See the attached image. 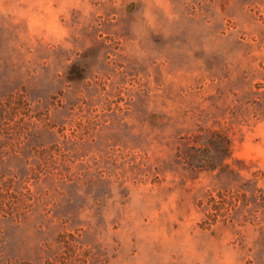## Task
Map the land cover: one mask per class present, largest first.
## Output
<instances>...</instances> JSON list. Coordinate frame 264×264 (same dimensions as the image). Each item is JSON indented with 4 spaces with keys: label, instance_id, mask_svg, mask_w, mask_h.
<instances>
[{
    "label": "rangeland",
    "instance_id": "374dc122",
    "mask_svg": "<svg viewBox=\"0 0 264 264\" xmlns=\"http://www.w3.org/2000/svg\"><path fill=\"white\" fill-rule=\"evenodd\" d=\"M0 199V264H264V0H0Z\"/></svg>",
    "mask_w": 264,
    "mask_h": 264
},
{
    "label": "trees",
    "instance_id": "16d2710c",
    "mask_svg": "<svg viewBox=\"0 0 264 264\" xmlns=\"http://www.w3.org/2000/svg\"><path fill=\"white\" fill-rule=\"evenodd\" d=\"M218 197V198H217ZM217 197H211L209 200V207H210V212L207 215V224H211L216 221L217 217L222 215V208L220 207V204L222 202H225L227 204L225 211L226 213H230L231 210L233 209V206L237 204V202H241L240 199L236 200L233 196L230 194H225V193H218ZM220 199V200H218ZM2 199H0L1 202Z\"/></svg>",
    "mask_w": 264,
    "mask_h": 264
},
{
    "label": "clouds",
    "instance_id": "9594fccd",
    "mask_svg": "<svg viewBox=\"0 0 264 264\" xmlns=\"http://www.w3.org/2000/svg\"><path fill=\"white\" fill-rule=\"evenodd\" d=\"M218 264H240L239 256L234 250H225Z\"/></svg>",
    "mask_w": 264,
    "mask_h": 264
}]
</instances>
